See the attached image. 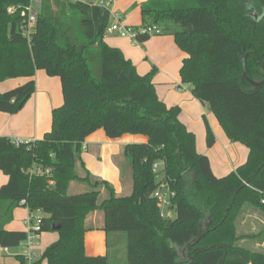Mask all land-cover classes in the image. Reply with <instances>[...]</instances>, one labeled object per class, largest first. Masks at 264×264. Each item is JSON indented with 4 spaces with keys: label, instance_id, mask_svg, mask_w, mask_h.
<instances>
[{
    "label": "trees",
    "instance_id": "16d2710c",
    "mask_svg": "<svg viewBox=\"0 0 264 264\" xmlns=\"http://www.w3.org/2000/svg\"><path fill=\"white\" fill-rule=\"evenodd\" d=\"M30 1L0 0V82L28 79L0 92V112L22 110L35 92L36 71L59 79L62 104L52 111L51 128L40 140L16 146L0 137V172L8 177L0 186V247L18 248L25 240L24 232L6 230L14 211L24 206L45 215L41 233L58 234L34 264H108L106 255L84 253V234L94 229L88 219L95 213L101 214L106 234L127 236L126 264H264V248H259L264 238V0L140 5L142 26L178 27L172 37L186 54L181 83L191 87L224 135L248 151L244 164L223 177L196 152V136L178 118L180 107L159 100L154 69L140 76L103 40L110 26L107 9L77 0H39L27 42L20 27ZM148 38L137 37L140 43ZM98 129L111 140L129 134L147 138L121 151L120 178L131 183L129 195H117L84 166L83 143ZM205 136L211 148L215 136L207 123ZM155 164H161V179L152 170ZM71 184L84 191L70 194ZM161 186L174 194L167 210L174 219L161 216L153 197ZM246 210L260 220L256 233L240 230Z\"/></svg>",
    "mask_w": 264,
    "mask_h": 264
},
{
    "label": "crops",
    "instance_id": "0c3cea01",
    "mask_svg": "<svg viewBox=\"0 0 264 264\" xmlns=\"http://www.w3.org/2000/svg\"><path fill=\"white\" fill-rule=\"evenodd\" d=\"M36 1L38 2L39 0ZM145 1L147 0H113L109 2L107 8L110 13V23L117 19L125 27L140 28L142 26L140 5ZM89 3H96V0ZM131 4L133 5L129 6ZM128 6L131 7V9H129ZM103 40H105L108 46L117 48L126 59H129L135 67V71L140 76H143L152 69L158 72V76L155 78L156 84H154V88H156V94L159 100H162L168 107L177 105L180 107L179 120H181L188 131L196 136V152L208 157L210 168L215 176H226L229 172L244 164L248 156L246 147L230 141L228 137L224 135L214 116H204V106L192 96L191 87L185 92L177 91V95L173 92L174 85H176L175 82L179 80V69L177 71V68H180L179 66L181 65H179V63L181 62L182 64V61L186 57V54L182 53L181 55L175 51L173 38L159 37L154 40H150L149 38L144 41L142 45H136L127 38H122L118 36L117 33L111 32L110 34H105ZM34 75L35 92L23 105L22 110L14 115L0 112V137L7 138L10 141L17 138L23 141V143H31L40 140L43 135L50 130L51 113L62 104L60 81L58 78L45 75L41 71H36ZM27 81L28 79L26 78H13L11 80L2 81L0 82V92L4 93L12 90L14 87L22 85ZM166 81H171L173 85L166 84ZM161 85L162 88H160ZM176 87L177 89H182L180 85ZM186 109L203 114L205 122L215 136V143L211 148H207L203 144L206 139L205 128L202 124L198 125L197 123H191L183 113V110ZM85 139L81 155L87 171L90 172L93 177H98L107 183H120L123 187L122 193L129 195L131 193V183L127 182L122 184L120 178L119 165L123 160L121 151L124 146L132 143H146L147 138L140 135L129 134L111 140L105 136L102 129H98ZM7 181L8 177L0 172V186L6 184ZM71 185H73V188L78 192L82 189L75 184ZM116 194L119 195L118 193ZM103 195L102 193L101 197ZM21 208H24V206H21ZM28 213L29 210L25 216L22 215L21 222H23L24 226V220L27 218ZM17 215L18 210H15L13 219ZM101 219L100 213H95L88 219L89 223L94 226V229L84 234L85 255L88 257L106 255L108 257V264H123L124 262L126 264L127 253L125 236L117 233L106 234L101 228ZM261 223L264 224V221ZM243 224L244 222L241 226H244ZM6 230L12 232L22 231L25 233L26 226L24 229L18 224L16 225L11 222V224L6 227ZM251 230L252 232L247 233H256V226H253ZM41 236L42 235L39 237L40 240L42 241L44 238L45 242H47L45 248L58 239L57 232H50L43 238ZM256 247H258V245H256ZM45 248H43V250ZM259 248H264V238ZM0 250L5 249L0 247ZM7 251H9V249Z\"/></svg>",
    "mask_w": 264,
    "mask_h": 264
},
{
    "label": "built area",
    "instance_id": "2783aa9c",
    "mask_svg": "<svg viewBox=\"0 0 264 264\" xmlns=\"http://www.w3.org/2000/svg\"><path fill=\"white\" fill-rule=\"evenodd\" d=\"M75 2L76 0H70ZM110 2V1H109ZM109 2H105L104 0H96V3L101 8H107ZM39 1L35 3V6H38ZM33 0L30 1V4L24 9L22 13V17H24V21L20 27V32L22 36L27 40H30L31 35L34 31V25L36 23V18L38 14V10L34 9ZM11 11H14L13 8ZM111 32H115L118 36L122 38H127L133 44H139L137 37L138 36H159L161 34V29H158L154 26H142L140 28H132L123 26L119 20L115 19L112 23H110L109 28L107 29L105 34H110ZM12 143L16 146L23 144V141L20 139L12 140ZM161 164L153 165V172L158 175L161 171ZM158 179H161V176L158 175ZM174 196V194L169 190V188L165 186H161L157 189L153 197L155 198L158 208L161 211V216L164 217L165 214L162 213L164 210H168L170 207V199ZM23 203V202H22ZM26 230H25V240H23L19 247L21 248V252L19 256L23 258L24 264H34L36 262L35 250L40 247V235H41V222L40 218L37 217L34 212L28 213L27 218L24 220ZM8 249H5L7 251Z\"/></svg>",
    "mask_w": 264,
    "mask_h": 264
},
{
    "label": "rangeland",
    "instance_id": "374dc122",
    "mask_svg": "<svg viewBox=\"0 0 264 264\" xmlns=\"http://www.w3.org/2000/svg\"><path fill=\"white\" fill-rule=\"evenodd\" d=\"M77 1H80L83 3H89V2H92L93 0H77ZM109 1L112 2L113 0H105V2H109ZM118 1H121V0H118ZM35 3H36V0H33V5L35 7L34 9L36 10L37 7L35 6ZM132 5L133 4H131L129 6H132ZM129 6H128V8L131 9V7H129ZM107 11H108V9H107ZM177 29H178V27L173 26L171 23H169L166 25V27L164 28L163 31L161 30L162 32H161L159 37H169L171 39V38H173L172 37L173 32ZM159 37L150 36L149 38H150V40H152V39L154 40V39L159 38ZM173 43H174L175 51H177L178 53H180L182 55L183 52L178 48V46L174 42V38H173ZM142 44L143 43L139 42V45H142ZM136 45H138V44H136ZM181 61H182V59H181ZM179 65H181V62L179 63ZM178 69L179 68H177V71H178ZM151 71L149 70L147 73H150ZM154 72L155 73L153 75V83L156 84L155 78L158 76L157 75L158 72H156L155 70H154ZM178 74H179V71H178ZM178 78H179V80L178 81L176 80V82H175L176 85H174V89H173V92L176 93V95H177V91L178 92H185L190 87L189 85H185V84L181 83L180 74L178 75ZM166 84L173 85L171 81H169V82L166 81ZM177 85H180L182 87V89H177V87H176ZM160 88H162V85ZM171 107H173V106H171ZM183 113L188 118V120L191 121V123H193V124L197 123L198 125L202 124V126L204 128L206 127V122H205V119L203 118V114H200L199 112L198 113L192 112V110H190V109L183 110ZM205 115L213 116L212 113H209L206 106H204V116ZM203 144L206 146L205 141ZM117 177H118V174H117ZM110 185L115 188L116 193L121 195V193L123 192V187L121 186L120 183L110 184ZM73 187H74L73 185L70 186V191H69L70 194H78V193H81L82 191H84V189H81V191L78 192ZM122 195H124V194L122 193ZM102 198L103 197H101V199ZM17 210H18V215L14 217L12 222L15 223L16 225L18 224L20 227L25 229V226L23 225V222H21V221H22V215L25 216L27 214L28 210L25 207L24 208L19 207ZM33 212L39 218L45 217V215L41 211H33ZM162 213L165 214V216L170 218V219H174V217H175L174 213L168 212L167 210L162 211ZM243 216H244V220H243L244 226H241L242 232L245 234L247 232H252V230H251L252 227L256 226L257 222L260 220H258L257 217L249 210H246L245 213L243 214ZM48 234L49 233H41V235H42L41 237L42 238L46 237ZM117 234L125 236L124 233H117ZM126 237L127 236H125V239H126ZM46 244H47V242H45L44 238L42 239V241L40 240V247L37 250H35V254H34L36 257V260L41 259V252H42L43 248H45ZM20 252H21V248L19 246H18V248L9 249V251L0 250V264H20L19 259L17 258ZM41 264H47V262L42 261ZM123 264H125V262Z\"/></svg>",
    "mask_w": 264,
    "mask_h": 264
},
{
    "label": "water",
    "instance_id": "95a60500",
    "mask_svg": "<svg viewBox=\"0 0 264 264\" xmlns=\"http://www.w3.org/2000/svg\"><path fill=\"white\" fill-rule=\"evenodd\" d=\"M52 228H53V230H59V226H56V225H53Z\"/></svg>",
    "mask_w": 264,
    "mask_h": 264
}]
</instances>
